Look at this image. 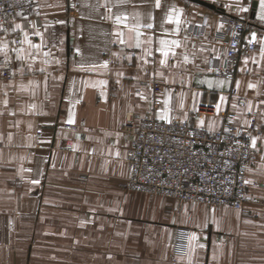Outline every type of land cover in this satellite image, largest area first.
<instances>
[{
	"label": "crops",
	"instance_id": "0c3cea01",
	"mask_svg": "<svg viewBox=\"0 0 264 264\" xmlns=\"http://www.w3.org/2000/svg\"><path fill=\"white\" fill-rule=\"evenodd\" d=\"M75 1L70 10L68 0H37L35 27H27L26 14L0 27V45L8 44L0 71L11 74L0 73V264H264V21L257 0H238L251 5L248 12L237 0H160L159 8L155 0ZM173 9L179 31L169 20ZM137 18L153 24L139 29V48ZM229 18L248 19L245 35L255 33L257 42L234 79L214 72ZM25 33L42 47L31 48ZM160 39L181 41L166 65ZM20 48L23 60L13 51ZM202 104L213 111L193 118ZM163 109L171 119L203 120L208 130L221 127L227 110L239 124L256 112L242 208L127 188L126 115L159 118ZM182 228L188 237L179 248Z\"/></svg>",
	"mask_w": 264,
	"mask_h": 264
},
{
	"label": "built area",
	"instance_id": "2783aa9c",
	"mask_svg": "<svg viewBox=\"0 0 264 264\" xmlns=\"http://www.w3.org/2000/svg\"><path fill=\"white\" fill-rule=\"evenodd\" d=\"M75 5V0H68L70 10ZM40 11L37 0H0V27L9 29L21 14H26L27 27L33 28L34 17ZM248 22L245 18H229L222 56L214 66L217 76L234 79L241 57L257 48V42L245 35ZM22 42L21 31H15L14 44ZM1 71L10 76L9 67ZM240 101L243 103L245 99ZM212 111L211 105L202 104L192 117ZM256 116L254 112L249 123L239 124L236 113L227 110L221 127L209 131L190 120L171 119L168 123L152 115L137 117L134 112H128L124 125L130 137L127 187L182 201L242 208L247 196L245 181L252 159ZM68 126L75 128L73 124ZM64 146L66 149L73 147L69 142ZM187 237L188 230L182 228L179 248L186 243Z\"/></svg>",
	"mask_w": 264,
	"mask_h": 264
},
{
	"label": "snow or ice",
	"instance_id": "6c2138e0",
	"mask_svg": "<svg viewBox=\"0 0 264 264\" xmlns=\"http://www.w3.org/2000/svg\"><path fill=\"white\" fill-rule=\"evenodd\" d=\"M120 2L123 3L124 0H120ZM257 2H258V7H259L258 17H259L260 20L264 21V0H257ZM155 7H157V8L160 7V0H155ZM237 7H238V10L241 11V12H248L249 11V7H251V5H249V7L240 6L239 5V2L237 0ZM175 12H176V10L173 9L172 10V13L169 14V20L172 21L173 23H175L177 25V31H179L180 20H179V17L175 15ZM115 19H116V22L119 24V23H123V21L125 20V17L123 15H117L115 17ZM21 27L22 26L19 25V24H17L15 26L16 29H20ZM141 27H145V28L151 29V28H153V24L152 23H147V24H144V25H140L139 24V20L137 18V25L135 26V32H136V43H135V47H137V48H139L141 46L140 36L142 35V33L139 30ZM220 27L222 28L223 27V24H221ZM36 34L37 35H40V33H36ZM255 37H256V34L253 33L252 34L253 40H255ZM185 39H187V37H185ZM117 40L121 44H124L125 43V40L123 39V33L122 32L117 33ZM24 42L28 43L31 48H35L37 50L42 47V45L32 44V42L28 39V34L27 33L24 34ZM146 42L147 43H151V39L149 38ZM249 42L251 43V41H249ZM159 45H160V47L158 48V51H160L162 53V55H163V59L160 62H161V64L166 65L167 64L168 57H169V54L171 53L172 56H175L176 55L175 49L181 46V41L179 39H173V40L160 39L159 40ZM129 46H131V45H129ZM7 48H8V44L7 43H4V44L0 45V51H4ZM13 51H16L17 52V59L18 60L25 59V56L23 55V52H24V49L23 48L14 49ZM150 54L151 53H149V55ZM45 55L47 56V55H49V53H45ZM184 61L185 62L188 61V56L187 55H184ZM245 63H247V60H245ZM93 67H95V66H93ZM103 67H105V68L107 67V62H105V64L103 65ZM44 70L45 69H43V68L40 69V71H44ZM118 75H121V74H118ZM160 75L162 76L163 73H160ZM100 83L106 84L107 81H101ZM200 83H207L208 86H209V88L212 87V82L211 81H201ZM217 83L219 85H223L225 82L224 81H218ZM249 87L250 88H254L255 85L250 84ZM170 95L171 94L169 93V96ZM220 100H221V102H223L225 100V98L224 97H221ZM5 103H7V102H5ZM164 103L167 104L168 101L166 100ZM220 107H221V104L218 103L216 105L217 110H219ZM159 118L161 120L167 121L168 123H171V118L168 115V110L167 109H163L162 110V114L159 116ZM67 122L68 123H74V120L70 116V118H69V120ZM245 123H247V121H245ZM203 124H204V121L203 120H200V125L203 126ZM211 130H212V127L209 126V131H211ZM255 146H256V138H252V147L255 148ZM34 183H39V181H34ZM245 183H251V182L250 181H245Z\"/></svg>",
	"mask_w": 264,
	"mask_h": 264
},
{
	"label": "rangeland",
	"instance_id": "374dc122",
	"mask_svg": "<svg viewBox=\"0 0 264 264\" xmlns=\"http://www.w3.org/2000/svg\"><path fill=\"white\" fill-rule=\"evenodd\" d=\"M5 66H3L2 68H4ZM2 68H1V70H2ZM0 73H1V75L3 76V77H9V76H5L3 73H2V71H0ZM11 75V74H10ZM252 116V115H251ZM251 120V119H250ZM255 133V132H254ZM253 137H254V134H253ZM65 145V144H64ZM252 160H253V147H252V159H251V162H252ZM251 162H250V164H251ZM249 164V165H250ZM248 168H249V166H248ZM247 172H248V169H247ZM246 178H247V174H246ZM247 180V179H246ZM128 188V187H127ZM129 189V188H128ZM246 193H247V186H246Z\"/></svg>",
	"mask_w": 264,
	"mask_h": 264
},
{
	"label": "water",
	"instance_id": "95a60500",
	"mask_svg": "<svg viewBox=\"0 0 264 264\" xmlns=\"http://www.w3.org/2000/svg\"><path fill=\"white\" fill-rule=\"evenodd\" d=\"M198 1H200V2H203V3H205V4H208V5H212V4H210V3H208V2H206V1H204V0H198ZM256 5V3L254 2V6Z\"/></svg>",
	"mask_w": 264,
	"mask_h": 264
}]
</instances>
